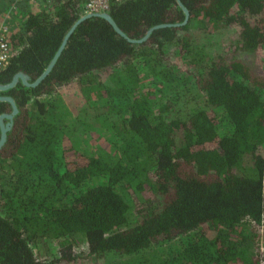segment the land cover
<instances>
[{"label":"trees","instance_id":"obj_1","mask_svg":"<svg viewBox=\"0 0 264 264\" xmlns=\"http://www.w3.org/2000/svg\"><path fill=\"white\" fill-rule=\"evenodd\" d=\"M82 4L0 0L17 18L0 85L33 81ZM108 14L124 36L82 17L41 80L0 89L16 106L0 145V264H72L80 240L113 255L103 264H258L264 81L238 55L264 50V0H119ZM67 84L76 98L57 91Z\"/></svg>","mask_w":264,"mask_h":264},{"label":"rangeland","instance_id":"obj_2","mask_svg":"<svg viewBox=\"0 0 264 264\" xmlns=\"http://www.w3.org/2000/svg\"><path fill=\"white\" fill-rule=\"evenodd\" d=\"M8 9V11H7ZM5 11L8 13L7 15H3V12L1 14V16L3 15V17L0 16V20H3L5 22L8 23V26H10V29L15 25L14 23H16L17 18L14 16V13L12 14L11 9L13 8H7ZM9 14L11 16H9ZM231 29V27L227 26L225 28V31H222V33L216 34V39H221L226 37L228 30ZM239 62L241 63V66L244 67V69L246 71H248L251 75L252 78H256V79H263L264 81V64H263V59H264V50L261 49L257 52L254 53H247V52H241L239 55ZM72 89V85L71 84H67L64 86H58L57 87V91L65 98L70 99L72 98H76L77 96H73L74 95V89L73 91H70ZM170 93V88H161L160 94L161 97H167ZM73 101V100H72ZM255 230H256V235H257V242L255 243V249L254 252L256 254V257H258L259 259V263L258 264H264V239L263 236L262 238H260V234H261V230L259 227L254 226ZM180 236L176 237L174 239V241H176L177 239H179ZM158 245V248L162 247L163 244H154V248H156V246ZM53 250V248H52ZM82 251H84L83 248V243L80 240L77 244H75L74 248H73V253L75 254L74 256V260L72 262V264H103V262L109 261L111 259V257L113 256L112 254H108L107 257L102 256V257H93L88 255L87 253H82ZM85 252V251H84Z\"/></svg>","mask_w":264,"mask_h":264},{"label":"water","instance_id":"obj_3","mask_svg":"<svg viewBox=\"0 0 264 264\" xmlns=\"http://www.w3.org/2000/svg\"><path fill=\"white\" fill-rule=\"evenodd\" d=\"M179 6L181 7V9L183 10L184 12V18L182 20V22H184L187 18V10L184 8V6H182V4L179 2ZM89 15H99L103 18H105L109 23L110 25L112 26V28L120 35L124 36V33L114 24V22L112 21L110 15L108 14V12H92V13H86V14H83L81 15L80 18H78L71 26L70 28L66 31V33L64 34L58 48L56 49V51L54 52L53 56L51 57V59L49 60V62L47 63V65L45 66V68L42 70V72L31 82H28L26 79H27V76L21 72H16L12 78L5 84H1L0 85V89H6L8 87H11L18 79L21 81L22 84L24 85H34L36 84L39 80H41L43 78V76L49 71V69L51 68L52 64L54 63L57 55L59 54L67 36L69 35V33L71 32V30L74 28V26L76 25V23L82 18V17H86V16H89ZM166 25V23H160V24H156V25H153L151 26L150 28H148V30H146V32L143 34V36L139 39H137V41H141V40H144L148 33L150 32V30L152 28H155V27H159V26H164ZM169 25V24H167ZM0 99H4V100H7L9 103H10V106H11V110L10 112L8 113H1L0 114V145L3 143L4 141V138H5V132L6 130L8 129V127L10 126V120L12 118V115L16 112V106L14 104V101L13 99L8 96V95H0ZM2 117H5L7 118V121L3 122L2 121Z\"/></svg>","mask_w":264,"mask_h":264},{"label":"built area","instance_id":"obj_4","mask_svg":"<svg viewBox=\"0 0 264 264\" xmlns=\"http://www.w3.org/2000/svg\"><path fill=\"white\" fill-rule=\"evenodd\" d=\"M35 3L39 0H30ZM119 0H83L81 14L92 12H108L109 8L118 2ZM11 8V7H10ZM8 11V10H7ZM5 11L3 15H7ZM3 15L1 17H3ZM1 19V18H0ZM10 26L8 23L0 20V69H2L8 62V59L12 53V47L8 41V33Z\"/></svg>","mask_w":264,"mask_h":264},{"label":"crops","instance_id":"obj_5","mask_svg":"<svg viewBox=\"0 0 264 264\" xmlns=\"http://www.w3.org/2000/svg\"><path fill=\"white\" fill-rule=\"evenodd\" d=\"M41 1H42V0H39L38 2H35V4H36V3H40ZM47 1H48V0H47ZM9 7L14 8V6H13V7H12V6H9ZM9 7H8V8H9ZM7 10H8V9H7ZM11 11H13V9H11ZM12 14H13V12H12ZM12 14H11V15H12ZM11 15L9 14V16H11ZM16 22H17V21H16ZM14 24H15V23H14Z\"/></svg>","mask_w":264,"mask_h":264}]
</instances>
